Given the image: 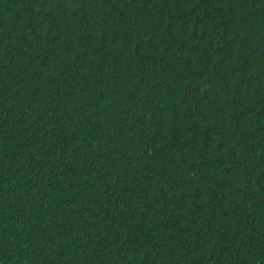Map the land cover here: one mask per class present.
<instances>
[{
  "label": "trees",
  "instance_id": "16d2710c",
  "mask_svg": "<svg viewBox=\"0 0 264 264\" xmlns=\"http://www.w3.org/2000/svg\"><path fill=\"white\" fill-rule=\"evenodd\" d=\"M0 264H264V0H0Z\"/></svg>",
  "mask_w": 264,
  "mask_h": 264
}]
</instances>
